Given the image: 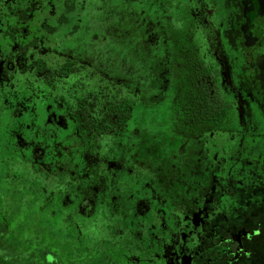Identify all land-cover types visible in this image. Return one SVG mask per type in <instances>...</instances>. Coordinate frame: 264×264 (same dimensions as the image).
Listing matches in <instances>:
<instances>
[{
  "label": "flooded vegetation",
  "instance_id": "obj_1",
  "mask_svg": "<svg viewBox=\"0 0 264 264\" xmlns=\"http://www.w3.org/2000/svg\"><path fill=\"white\" fill-rule=\"evenodd\" d=\"M106 1L0 0V264H264V0Z\"/></svg>",
  "mask_w": 264,
  "mask_h": 264
},
{
  "label": "rangeland",
  "instance_id": "obj_2",
  "mask_svg": "<svg viewBox=\"0 0 264 264\" xmlns=\"http://www.w3.org/2000/svg\"><path fill=\"white\" fill-rule=\"evenodd\" d=\"M106 3L107 4H113L115 7H119L120 6V4H121V2H120V0H107L106 1ZM119 9H121V7H119ZM119 12V11H118ZM229 35H232V32H230L229 33ZM260 63L264 66V58L262 59V61H260ZM264 68V67H263ZM42 224H40V226H41ZM55 235H57V234H55V232H48V234L46 235V237H45V235H44V238H46V240H47V242H55ZM56 243H57V241H56ZM31 255V254H30ZM1 259H3V258H1ZM32 260H33V256H31L30 257V259L29 258H26L25 260H22L24 263L23 264H33V262H32ZM16 261H17V259H16ZM21 260H19V261H17V262H20ZM1 264H10V262H8V263H5V262H3V260H2V263Z\"/></svg>",
  "mask_w": 264,
  "mask_h": 264
}]
</instances>
